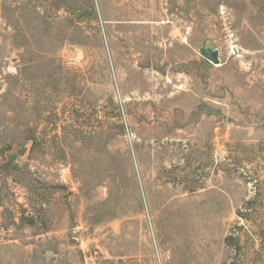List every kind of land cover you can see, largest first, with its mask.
<instances>
[{"label": "rangeland", "instance_id": "1", "mask_svg": "<svg viewBox=\"0 0 264 264\" xmlns=\"http://www.w3.org/2000/svg\"><path fill=\"white\" fill-rule=\"evenodd\" d=\"M0 264H264V0H0Z\"/></svg>", "mask_w": 264, "mask_h": 264}, {"label": "trees", "instance_id": "2", "mask_svg": "<svg viewBox=\"0 0 264 264\" xmlns=\"http://www.w3.org/2000/svg\"><path fill=\"white\" fill-rule=\"evenodd\" d=\"M22 208V207H21ZM25 208H23L22 209V211H21V213H20V215H18V218H19V221H20V223H23V224H26V225H28V226H30V227H35V226H37L36 224H35V214L34 213H25L23 210H24ZM25 211H26V209H25ZM39 228V227H38ZM40 229V232H46V230L47 229H45L44 227H40L39 228Z\"/></svg>", "mask_w": 264, "mask_h": 264}]
</instances>
